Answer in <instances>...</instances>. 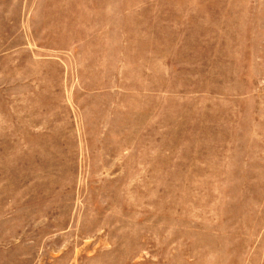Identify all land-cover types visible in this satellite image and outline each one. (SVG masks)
<instances>
[{"label": "rangeland", "instance_id": "374dc122", "mask_svg": "<svg viewBox=\"0 0 264 264\" xmlns=\"http://www.w3.org/2000/svg\"><path fill=\"white\" fill-rule=\"evenodd\" d=\"M0 264H264V0H0Z\"/></svg>", "mask_w": 264, "mask_h": 264}]
</instances>
